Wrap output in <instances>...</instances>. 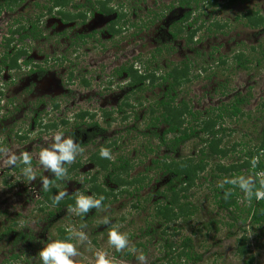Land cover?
I'll return each instance as SVG.
<instances>
[{"label":"rangeland","instance_id":"obj_1","mask_svg":"<svg viewBox=\"0 0 264 264\" xmlns=\"http://www.w3.org/2000/svg\"><path fill=\"white\" fill-rule=\"evenodd\" d=\"M69 1L74 7L96 0ZM49 3L50 0H24L12 12L3 10L0 13V54L4 51L3 39L9 29L16 26V20H20L22 24L35 22L42 35L23 42L27 54L21 61L31 59L47 68V73L42 79L29 74L28 68L24 66L11 72L5 69L2 73L0 146L18 149V155L21 151L30 152L36 165L33 167L37 172L43 171L42 176L50 180L51 175L38 163V153L46 143L52 142L50 138L47 142L45 140L51 133L39 137L40 130L34 125L35 119H71L74 112L81 108L97 112L96 120L104 129V133L100 132V135L93 139L94 142L82 147L83 152L73 163L80 164V167L69 179L62 181L59 191L65 190L67 195H71L89 189L84 179L91 178L97 172L98 183L105 184V188L111 187L108 174L96 171L87 162L91 154L99 151L100 145L106 144L111 151L112 160L123 158L133 164L129 176L135 178L139 174V179L145 186L137 196L140 199L152 196L145 208L152 207L153 194L164 190L169 180L151 169L146 171L151 165V160L164 153V148L160 149L158 155L148 153L150 145L155 148L157 142L151 140L150 143L145 136L149 133L145 128L148 123V113H145V109L162 98L163 89L148 88L132 94L131 89L124 85L127 81L125 76L112 77V70L128 63L134 65L137 70L159 69V74H164L170 66L189 62L190 76L198 78L192 79L191 83L183 87L179 101H190L194 112H199L202 118H205L208 110L220 104L229 105L235 99H246L241 107L246 116L240 117L239 121L227 119L229 132L223 136L221 146L228 149L229 153L224 160L212 158L205 172L196 179L194 188L187 193V201L196 206L198 211L186 222L171 225L167 239L179 242L183 237H190L193 240L195 250L202 258L199 262L189 264H264V230L252 228L249 223L243 227L238 222L234 223V228H228V224H233L230 218L233 215L220 210L213 198L216 188L224 183L216 178V164L221 162L230 166L240 162L242 149L246 152L253 147L264 129V107L258 106L264 101V67L257 63L264 56V27L247 28L242 20V15L247 11L258 12L264 18V0H217L215 5L203 11L200 16L198 11L193 19H199L198 25L201 21L203 23L190 45L186 43L185 37L171 43L167 35L171 23L179 20L185 12L176 6L167 8L170 4H175L174 0H113L110 7L116 9L117 6H122L126 15L122 22L126 23L125 28H129L127 32L112 38L104 33L108 17H101L97 13L89 15L88 11L84 23L75 21L66 27L59 22L56 10L49 14L41 9ZM155 13L161 17L151 24ZM140 23L145 25L143 29L140 28ZM133 24L139 27H132ZM214 25L226 27L217 30L212 27ZM78 34H93V38H88L86 44L82 45L74 41ZM163 44L167 47L166 51L161 56L151 58L155 50ZM11 51L9 48L8 53ZM239 54L249 61L244 69L234 62V57ZM220 57L222 59H219ZM220 60L224 63H220ZM71 74L72 81L68 82ZM121 82L122 87H119ZM126 101L134 106V110L125 109V115L117 114L115 109ZM139 101L143 103V108L139 107ZM57 102L59 110L54 111L52 107ZM103 110L112 112V118L100 117ZM69 123L71 125L73 121L70 120ZM243 143L246 145H240ZM199 148L198 142L186 143L173 157L196 156ZM15 168L0 167V230L13 221L18 224L23 221L26 227L22 230L33 232L34 238L30 248L27 247L29 244L20 243L12 245L11 249V236L0 240V264L14 253H20L21 260L28 264H40L39 251L56 233L52 232L50 237L48 233H44L45 225L39 223L44 218V213L42 215L38 212L41 206L37 203L40 199L38 191L42 184L40 176L27 182L20 169L15 171ZM74 174L79 176L74 178ZM138 186L126 185L119 191L127 194L134 192ZM176 187L179 188V184H176ZM239 194L242 197L238 200L239 211L236 215L242 214L244 218L246 211H240L246 210L248 203L241 191ZM134 197L123 195L110 206L98 209L95 218L84 220L83 225L86 227L82 229L73 224L77 223L78 216L71 211L56 220V227L64 224L68 228L82 230L88 236V241L78 247L80 255L74 258L75 264H95V253L98 250H105L110 257H115L117 251L108 243V233L115 226H119L120 231L129 237V246L119 251L123 257H115L116 264H140L137 257L144 255V252V264H151L160 257L159 246L155 242L161 229L156 225L152 228L158 231L153 235V238L156 236V241L151 237L140 239L139 229L147 226L152 210L132 209L137 202ZM52 208L47 207L49 210ZM105 217L109 220L106 227L102 223ZM228 233H232V236ZM244 235L248 239L244 246L247 255L240 257L236 240ZM92 240H96V243ZM75 242L74 239L73 243ZM136 242L147 245L143 250H134ZM125 252H130L131 257L124 256Z\"/></svg>","mask_w":264,"mask_h":264},{"label":"trees","instance_id":"obj_2","mask_svg":"<svg viewBox=\"0 0 264 264\" xmlns=\"http://www.w3.org/2000/svg\"><path fill=\"white\" fill-rule=\"evenodd\" d=\"M22 2H24V0H0V13L3 10L12 12L15 7L19 6ZM111 2H113V0L88 1L81 6L72 7L69 0H50V3L41 7V9L46 10L49 14L53 12L54 9H58L57 14L60 17L61 23L64 25H68L75 21H81L84 23L88 11L91 14L97 13L104 17H110L115 14V21L111 22V26L107 29L108 33L114 37L115 35H120L122 31H128L129 27L127 26V28H125L126 23L122 22L123 18L126 17L122 10V6H117L116 9H113L110 7ZM174 3L175 4H170L167 8L172 9V7L176 6L182 8L185 12L179 20L171 23L167 35L171 43L174 40L185 37L186 43L190 45L193 43L203 23L201 21L198 25L199 19H193V16H195L198 11V16H200L203 11L210 9L215 5L217 0H174ZM35 6L37 8L39 7L38 5ZM69 6H71V9H69ZM85 8L86 10H84ZM160 17V14H153L151 24ZM242 20L244 26L247 28L259 29L264 27V18L259 15L258 12L247 11L242 15ZM15 24L16 26L10 28L8 34L3 39L4 51L0 54V77L5 69L8 72H11L12 70H17L24 66L28 68L29 74L36 75V78L42 79L46 75V71L43 68L44 65H38L31 59L21 61V58H24L27 54L23 42L27 39H37L42 34L38 31L35 22L22 24L20 20H16ZM139 26L141 29L145 27V25L141 23ZM139 26L132 25V27L137 28ZM212 27H215L217 30H222L226 26L216 27L214 25ZM186 29L188 30L186 31ZM88 38H93V35H76L74 41L85 45ZM9 48L12 49L10 53H8ZM166 48L167 47L163 44L161 48L155 50L151 58L161 56L166 51ZM219 59H222V57ZM234 59V62L242 69L246 68V64L249 62L246 57L242 56V54L235 56ZM219 62L224 63L222 60ZM257 63L264 67V56L262 59L258 60ZM134 67V65H129L128 63L122 64L113 69L112 77H121L125 75L127 81L124 85L126 88L131 89L132 94L143 92L148 88L161 87L163 89L162 98L145 109V113H148V123L145 125V128L149 131L145 136L149 142L151 140L157 142L155 148H152L151 145L150 147L146 145V147H149L148 153H157L158 155L161 148H164V153L155 159H152L151 165L146 171H149L150 169L156 171L157 175L162 174L165 178H168L169 181H167L164 190H158L153 194L154 200L152 207L149 206L148 208H145L152 199V196L145 199H140L139 196H137V193L143 190L145 186L142 184V180L139 179V174L135 178L129 176L133 169V164H131L129 160L123 158H116V160L101 159L99 155L100 149L102 147H109L104 144L100 145L99 151L91 154L87 158V162L91 164L96 171L107 173V178L109 179L110 184L114 187L111 186L105 188V184L100 185L98 183L97 172L91 178L84 179V183L89 185V189L82 192L87 196L98 197L103 195L105 197L103 208L118 201L123 195L134 197V194H136L134 198L137 202L136 205H133L132 209L152 210V213L149 214V220L146 223L147 226L144 229H139V232L141 233L140 239H147L149 237L153 238V235L158 232L152 229L154 225L161 229L158 233V240L156 241V236L153 238L156 241L155 243L159 246L158 252H160L161 255L151 264L196 263L199 262L202 257L197 254L193 245V240L190 237H183L179 242L168 240L167 232L171 225L177 222H186L197 213V207L187 201V193L190 189L194 188L196 179L201 173L205 172L210 161H212V158L218 157L220 160H224L228 155L229 150L221 146L223 136L229 132V128L226 126L228 124L227 119H236V121H239L240 117L246 116L241 108L246 102V99H235L229 105L220 104L217 107L208 110L205 118H202L199 112H194L190 101L185 99L179 101L178 99L183 87L191 83L192 79H196V77L198 78V76H190L191 64L189 62H182L170 66L169 69H166L164 74H159V69L149 71L146 69L137 70L134 69ZM72 77L71 74L67 81H72ZM5 85L8 86V84ZM2 87L0 89V95ZM138 104L139 107L143 108V103H140L139 101ZM258 106L264 107V101ZM132 108H134V106L126 101L115 109V111L119 115H125V109ZM52 109H54V111L59 110L58 102L53 105ZM112 115V112L108 113L106 110L100 112V117L103 119H111ZM96 116L97 112L81 108L74 112L71 119L62 117L46 121L44 118L38 117L35 119L34 125L40 130L39 137H41V135H49V133L58 129H64V136H71L74 144H78L82 148L87 144H90V142L92 143L94 141L93 139L100 135V132L104 133V129L96 120ZM134 118L137 119V117ZM70 120L73 121V124L71 125L69 123ZM160 127H162L161 130ZM89 129H91V132L88 131ZM83 136H86L85 141H83ZM256 140V144L253 147H250L248 151L245 152V150L242 149L243 156L240 162L231 164L230 166H225L221 162L217 163L215 168L216 178L225 181L226 179L234 178L237 175H255L256 173L264 172V129ZM189 142H198L200 147L198 154L187 158L178 156V159L177 157L174 158L173 155L177 154L179 149ZM240 145L246 144L243 143ZM253 158H258V164L255 169L251 167V160ZM33 165L36 166L34 163ZM22 167L23 165L17 166L15 171ZM66 167L68 173L65 178L69 179L73 172L80 167V164H71ZM243 171L245 172L242 173ZM47 172L51 175L50 180H54V174L49 171ZM37 174V176H40V179L43 177V171L39 170ZM73 176L74 178H77L79 175L74 174ZM65 178L60 181L54 180L53 185L50 186L48 191H44L41 184L40 190L38 191L40 199L37 203L41 206L38 209V212L42 215L44 213V218L39 221V223L45 225L44 233H48L50 237L53 234L52 232L56 233V236L53 239H64L69 235L67 231L69 229L68 227L64 226V224L56 227L55 222L60 217H64L66 213H69V208L74 207L75 205L76 194L65 196L59 204L53 203V198L59 192V186ZM137 184L139 186L134 189V192H127V194H125V192L119 191V189L126 185L134 187ZM176 184H179V188L176 187ZM215 191L216 194L213 197L215 205L220 210L227 211L229 214L233 215L232 217L230 216L233 224H228V228H234V223L238 222L240 226L243 227L246 223H249V226L252 228H261L264 230V200L253 201L251 204L247 202V209L240 211L241 213L246 211L245 215L243 214V218L242 214L236 215V212L239 211L238 200L242 197L239 194V188L223 183V187H218ZM229 192H231V195H227ZM48 206L53 207L52 210L47 209ZM96 215H98V209L92 208L82 216H78L77 223L73 224L78 229H81L84 220L95 218ZM70 223L72 222L70 221ZM106 225L107 224H105V227ZM143 231L144 233H142ZM193 234H195V232H193ZM32 235L33 232H30L29 230L25 231L19 229V224L16 221L11 222L10 225L5 226V229L2 230L1 228L0 230V240L6 239L8 236L12 237L11 249L12 245H19L20 243H27L29 244L27 247L30 248L29 246L34 238ZM228 235L231 237L232 233H228ZM50 237H48V239ZM247 240L248 239L245 235L236 240V243L239 246V253L241 254L240 257H245L247 255V251L244 250ZM92 242L96 243V240H92ZM146 245L147 243L143 244L141 242H136L133 249L139 250L141 248L143 250ZM145 253L146 252H144V255ZM114 255L116 258L123 257L119 252H115ZM123 255L128 258L131 257L130 252H125ZM1 264L28 263L21 260L20 253H14L9 259L4 260ZM246 264H251V262H247Z\"/></svg>","mask_w":264,"mask_h":264},{"label":"clouds","instance_id":"obj_3","mask_svg":"<svg viewBox=\"0 0 264 264\" xmlns=\"http://www.w3.org/2000/svg\"><path fill=\"white\" fill-rule=\"evenodd\" d=\"M64 129H58L52 132L49 136L45 137L46 142L51 139V143H46V146L38 153V163L43 170L49 171L54 174V180H63L68 173L67 165H71L76 161L78 155L83 152V149L73 143L71 136H64ZM18 149L9 148L7 146H0V167L12 168L22 164L20 169L21 175L27 182L33 181L37 178V171L33 167V155L27 151L19 152ZM101 159L112 160L110 149L102 147L99 152ZM258 164V158L251 160V167L256 168ZM54 180H49L47 177H42V188L44 191H48L50 186L53 185ZM224 183L230 184L243 193L244 199L251 204L253 201L264 200V172L256 173L255 175H237L234 178L226 179ZM223 187V184L220 185ZM231 195V192L227 193ZM67 196L65 190L59 191L53 198L54 204H59L64 197ZM105 197L100 195L87 196L83 192L77 191L75 197L74 207H70L69 211L73 212L77 216H82L90 209H102L104 207ZM104 224H108L107 217L102 221ZM26 227L22 221L19 224L20 229ZM86 225H81V229ZM69 235L64 239H53L42 247L38 253L40 264H75V259L80 255L78 247L80 244L88 241L87 234L82 230H76L75 228H69ZM75 239V243L73 240ZM108 243L117 252L124 250L129 246V237L126 233H122L119 226H115L108 233ZM140 264H144L145 256L140 254L137 257ZM95 264H116L115 257H110L109 253L105 250H98L95 253Z\"/></svg>","mask_w":264,"mask_h":264},{"label":"flooded vegetation","instance_id":"obj_4","mask_svg":"<svg viewBox=\"0 0 264 264\" xmlns=\"http://www.w3.org/2000/svg\"><path fill=\"white\" fill-rule=\"evenodd\" d=\"M46 5H48V4H46ZM46 5H45V6H46ZM86 7H87V6H86ZM54 10L57 11L58 9H54ZM71 11H72V10H71ZM51 13H52V12H51ZM51 13H50V14H51ZM57 15H58V14H57ZM89 15H91L90 12H89ZM98 15H100V14H98ZM100 16L102 17V15H100ZM58 17H59V16H58ZM103 17H104V16H103ZM112 17H115V14H114L113 16L108 17V21L106 20V26H105V29H104V33H105L106 35L110 36L111 38L113 37V35H110V34L108 33V30H107V29L111 26V22L115 21V19L113 20ZM58 20H59V22L61 23V21H60V17H59ZM70 25H71V23H69L68 25H66V27H68V26H70ZM124 32H127V31H122L121 34L124 33ZM121 34H120V35H121ZM78 35H82V34H78ZM88 35H90V34H85V36H88ZM92 35H93V34H92ZM118 36H119V35H118ZM114 37H116V35H115ZM54 61H55V63H57V62H56V61H57L56 59H54ZM42 64H43V63H42ZM118 67H119V66H118ZM43 68L45 69V71H46V73H47V68H46L45 65L43 66ZM116 68H117V67H116ZM112 71H113V70H112ZM35 76H36V75H35ZM124 76H125V75H124ZM125 78H126V76H125ZM121 84H122V82H121L120 84H118L119 87H122ZM88 131L91 132V129H89ZM82 138H83V141L86 140V136H83ZM89 142H90V141H89ZM93 142H94V141H93ZM90 143H91V142H90Z\"/></svg>","mask_w":264,"mask_h":264}]
</instances>
